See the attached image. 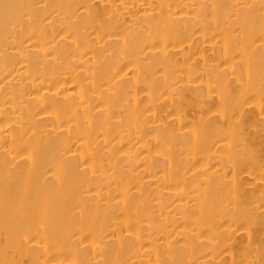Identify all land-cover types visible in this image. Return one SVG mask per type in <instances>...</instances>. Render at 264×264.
<instances>
[{"label":"bare ground","instance_id":"obj_1","mask_svg":"<svg viewBox=\"0 0 264 264\" xmlns=\"http://www.w3.org/2000/svg\"><path fill=\"white\" fill-rule=\"evenodd\" d=\"M0 264H264V0H0Z\"/></svg>","mask_w":264,"mask_h":264}]
</instances>
